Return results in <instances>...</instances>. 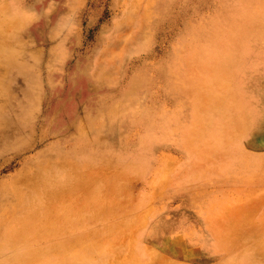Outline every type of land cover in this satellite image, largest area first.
Here are the masks:
<instances>
[{"label":"rangeland","instance_id":"obj_1","mask_svg":"<svg viewBox=\"0 0 264 264\" xmlns=\"http://www.w3.org/2000/svg\"><path fill=\"white\" fill-rule=\"evenodd\" d=\"M0 264H264V0H0Z\"/></svg>","mask_w":264,"mask_h":264}]
</instances>
